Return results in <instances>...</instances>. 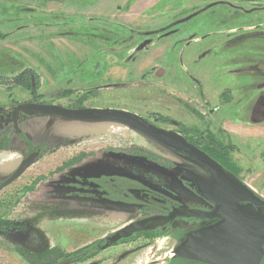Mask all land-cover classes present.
<instances>
[{
    "label": "rangeland",
    "instance_id": "obj_1",
    "mask_svg": "<svg viewBox=\"0 0 264 264\" xmlns=\"http://www.w3.org/2000/svg\"><path fill=\"white\" fill-rule=\"evenodd\" d=\"M67 1L92 7L86 11L91 13L90 16L76 20L71 18L70 23L81 22V27L70 26L67 21L70 16H52L69 14L70 8L73 12L72 6H61L58 0L47 4H42L41 0H0L5 8L20 7L22 10L19 12L21 16L18 17L17 27L26 26L16 30L12 16H0V81L9 83L0 84V107L6 104L15 107L16 103L31 100L27 87L14 86L5 80L16 77L21 80L27 67H34L41 74L44 82L42 93L48 95L44 98L47 100L45 103L74 104L86 95L89 88L113 85L116 82V87L93 90L86 105L124 110L143 117L150 112H159L168 114L155 117L158 118V125L163 128L177 130L176 121L197 128L202 133L193 132L191 137L202 143L207 138L212 141L211 137H214L227 146L228 152L223 153L225 164L236 172L245 185L264 199V28L255 33L245 30L205 40L200 39V34L197 42L184 51L185 46H181L176 51H166L163 58L160 53L149 57L155 47L161 44L157 43L137 55L134 61L126 63V58L134 48L125 51L115 47L114 51H110L108 45L97 44L96 41L128 43L132 34L121 35L97 28L91 25L88 17H110L124 24L134 19H150L147 25H139L137 21L131 23L130 27L135 29L157 28L185 16H145L144 9L150 8L154 0L150 3L129 0L127 4V0ZM177 2L180 3V0ZM254 6L258 9L252 16H197L183 29L198 26L201 19L207 20L213 29L238 20L251 21L245 24L246 28L262 24L264 0H259ZM156 9L159 11L161 7ZM156 17H161V20L157 22ZM146 57L152 63L157 61L156 69L142 63L148 59ZM175 60L178 62L176 67ZM116 62L119 67H116ZM196 79L205 88L209 108L222 104L213 95L223 88L232 90L233 99L224 101L222 109L212 114L211 110L204 107L201 98L194 94L198 91L194 81ZM190 108L203 114L204 117L200 113L197 117L204 119L203 122L194 116ZM0 118L4 123L5 118L1 113ZM17 120L18 123H24L23 127L26 124L27 132L23 128L22 131L36 147H51L52 143L64 141L60 134H56L57 130H61L62 122L42 117L27 118L23 114L17 115ZM207 122L211 124L210 135L205 133ZM75 125L87 126L82 123ZM221 126H225V132ZM90 128L93 131L81 127L80 132L75 133L81 137L72 138L66 144L54 145L23 176L0 191V221L10 220L13 224L27 226L24 231L0 234V264H32L30 259H37L25 254L40 253L55 247L58 254L44 260L51 264L56 256L68 254L113 235L143 218L134 209L140 206L132 204L122 209L113 206L108 209L89 208L121 203L101 197L104 191L100 184L103 182H109L110 192L116 189L113 184L116 179L134 181L145 187V194L173 203L172 209L176 207L183 210L198 203L188 185L192 177L185 167L195 166L185 160L186 156L174 154L121 125L102 123L91 125ZM18 141L15 149H10L7 155L12 154L19 160L17 153L24 157L28 149L20 139ZM107 147L109 150L83 158L80 163L62 172H55L76 155ZM134 147L145 149L167 160L169 164L158 165L146 155L128 150ZM7 155L0 154V162ZM5 166L0 163V178L5 176ZM38 182V190L28 194L29 203L25 205L26 191ZM180 221L173 220L168 226H176ZM150 241L141 238L111 248L90 264H150L155 260H160L155 262L160 264L174 254V242L170 238Z\"/></svg>",
    "mask_w": 264,
    "mask_h": 264
},
{
    "label": "flooded vegetation",
    "instance_id": "obj_2",
    "mask_svg": "<svg viewBox=\"0 0 264 264\" xmlns=\"http://www.w3.org/2000/svg\"><path fill=\"white\" fill-rule=\"evenodd\" d=\"M49 1L54 2L55 0H41V3L47 4L49 3ZM58 1L61 6H66V5L72 6L73 12H71L72 9L70 8L69 14L61 13V14H54L52 16H56V17L70 16V18L67 19V21H69L68 23L70 24V26L75 27L76 25H78L79 27H81V25H83L81 22L77 23L75 21H73V23H70V20H72L71 18H74L73 20H76V19L83 18V16H90L91 14V13L88 14L86 11L90 10L92 7L87 8V6L85 5H81L80 3H76V2L71 3V2H68L67 0H58ZM128 1L129 0H127L126 4L128 3ZM139 1L141 3H147V2L150 3L152 0H139ZM177 1L179 0H154L150 8L144 9V12L146 13L145 16H185L181 18H176L173 21L163 26H159L157 28L145 27V28H135L134 29L130 27V24L131 23L134 24L135 21H137V24L139 25L140 24L147 25L148 23H150V19L149 20L134 19L124 24L119 21H115L114 18H110V17L95 18V19L88 17V20L91 22V25L97 28L98 27L105 28L109 32H117L121 35H126V33L132 34V37L128 43H120L118 41L107 42L103 40L96 41V43L108 45L110 51H114L115 47L116 48L120 47L124 49L125 51L131 50L132 48H134L133 52L126 58V61H127L126 63H128V62L134 61L137 55L144 53L146 50L150 49V47H152L153 45L157 43H161V44L155 47V51H153L152 54L149 55V57L153 55L156 56V54L160 53L162 54L161 58H163L166 51L168 50L176 51V49L181 46H185L183 48V51H184L185 48H189L192 44H195L197 42V40L199 39L198 36L200 34H201L200 39L205 40L213 36H221L225 34L230 35V34H234L237 32H244L245 30L254 31L255 33V32L260 31L261 28H264V22L262 24L257 23L255 26L250 25L248 28H246L247 26H245V24L250 23L251 21L241 22V20H238V21H233L228 24H225L222 28L213 29L211 28L210 23L207 20L201 19L202 21L200 22V24H198V26L191 27L187 30L186 29L184 30L183 27L191 23L192 20L196 18L197 16H252L254 11L258 9L254 5L257 4L259 0H180V3H178ZM157 7H161V9H158L159 11H157L156 9ZM2 9H5L6 12H4ZM153 9L155 10V12H152ZM21 10L22 9H20V7H17V6H13L10 9L5 8V6L2 3H0V16H2L3 14L5 16H12V20H14L13 23H14L15 28L17 27L18 17L21 16V14L19 13ZM233 12L236 15H234ZM188 18L190 19L185 21ZM155 20L158 22L161 20V17H156ZM47 26H50V24H47ZM23 27H26V26H18L16 30H22ZM70 29L71 28L67 30H70ZM75 35L78 36L77 34ZM76 38L80 40L79 36ZM146 43L147 45L143 49L138 50L141 46H143ZM154 52H157V53L154 54ZM149 57H146L148 59L143 60L142 63L148 64L150 67H153V69L154 68L156 69L157 67L155 65V62L157 61L152 63L153 61L150 60ZM113 61H114V58H112V63ZM174 63L176 67V64L178 62L176 63V60H175ZM117 66L119 67V64L116 62V67ZM28 69H30L32 71V74L34 73L35 75V76L30 75V78H29L30 84L27 87V89L29 90L31 94V100L26 101L21 104L16 103L15 107L10 106V104H6L5 106L0 107V113L3 114L5 118L4 123H2L1 118H0V122L2 123V124L0 123L1 124L0 125V154H3V155L8 154V151L10 149H15V143L16 144L19 143L18 141L19 139L23 144H25L28 150L24 157H22V155L18 152V155L20 156V159H21L20 164L13 171V173H11L9 176L3 179L0 178V185L5 180H7L12 174H14L17 171V169L20 167V165L23 163V161L27 159L30 155L34 153H41L42 156H44L46 153H48V151L45 152L44 150L48 148L47 146L36 147L35 144L29 141L27 136H25V134L23 133L22 128H23L24 123L23 122L18 123L17 115L23 114L25 117L27 116L25 115L26 113L20 110V107H19L20 105H23V104L55 105V106H61L67 109H74V110L89 109V108L91 109L94 107L87 106L86 101H88L90 99V96L93 95L92 94L93 90L99 91L100 88L118 86L115 82L113 85H107L103 87H94L93 89L89 88L88 90L86 89L87 90V92H85L86 95L81 96L78 100H76V102H74V104L64 105V104H58L55 102L45 103L47 102V100H45L44 98L47 97L48 95H45L44 93H42L43 86H44L42 76L38 72V70H36L34 67H27L26 70ZM85 79H88V78H85ZM18 80L20 81L19 78ZM81 80L82 79H80V81ZM194 81L198 87V91L196 90V93L194 94L197 97L201 98V101H203L205 104L204 107L207 108V110H211L212 114L219 112L222 109L224 101L229 102L230 99H233L232 90L229 88H223L218 94L215 93L213 95V98L217 96L218 102L221 101L222 104L221 105L218 104L216 108H209L208 107V105L210 104L209 97L207 96V93H205V88L203 87L202 83L199 82L200 81L199 79H196ZM13 88L14 87H12L11 90ZM57 91H60V90H57ZM65 96H68V94ZM99 109H102V108H99ZM190 109L192 110L194 116L197 118L198 113L200 112L197 109H192V108ZM201 115L202 117H204L203 114ZM163 116H168V114L164 115L159 112H150L149 114H146V116L144 117L143 116H139V117L145 119L150 124L158 128H161L166 131H174L178 133L179 135L184 137L190 144H193L194 146L197 145V147H199L200 149H203V151L209 154L222 167V169L225 172L231 173L239 181L242 182V180H240L236 172L225 164V161H224L225 157L223 155L224 152L220 153L221 156H219L218 158H215L214 153L211 152V149H213V145H215L213 143L216 140L214 137H211L212 141L209 138L207 139L205 138L206 142L202 143L197 138L191 137V133L195 132L199 134V133H202V131H199L197 128L190 126L188 124H185L181 121L175 122L174 120H172L176 123L177 130H169V129L163 128L158 125V118H155V117H163ZM27 118H31V117H27ZM199 118L197 119L203 122L204 119L201 120ZM218 120L222 121L221 119H218ZM206 124H207L206 125L207 130L205 133L210 135L209 130H210L211 124H209L208 122ZM225 124L227 123H224V125ZM221 127L224 129L223 132H225V128H224L225 126H221ZM187 133H189L190 135H188ZM15 137H17V141L14 140ZM218 142L221 143L220 141ZM104 150H109V147H107L106 149H99L95 151L85 152L78 156L76 155L75 157L71 159L70 162H68V164H64L61 168H58L55 172H62L67 167H71L72 165L80 163V161L83 158H86L90 155H94ZM128 150L132 152L144 154L158 165L162 163L169 164L167 160L160 158L159 156H156L155 154L145 149L134 147ZM40 157H38L37 160ZM188 161L195 166V168L185 166L186 169L190 172V175L192 173H199L203 177L211 181L213 180L211 173L202 164H200L199 162L193 161L192 159H189V158H188ZM105 180H108V179H105ZM113 184L116 189L114 190L112 189L110 192H109V182L107 183L103 182L100 184V187L104 191V193L101 194V197L106 198L108 201L109 199H111L113 200V202L116 201V202H121V203H116L115 205L110 203L111 204L110 206L109 205L108 206H92L89 208L104 207L108 209L109 207L113 206L117 209H122V208H129L127 207V205H130V204L140 206V207L134 208L138 210L139 214H142L143 216V218L140 221H143L145 219H149L155 216H168L174 211L182 210L176 207L175 209H172L174 208V206H172L173 203H168L167 201H163L154 196H149L145 194L143 192V189L145 187L141 186L139 183L138 184L135 183L134 181L132 182L130 180H125V179H116L114 180ZM188 185L190 189L194 192L196 199L198 200V203L192 204L189 206V208L183 209V210H197V211H201L205 213H213L219 203H213L209 199L204 197L197 183L193 179L191 182H189ZM38 186H39V182L31 186L26 191L27 201L25 205L29 203L28 194L38 190ZM140 194L142 197L139 196ZM241 205H247V203H243ZM176 219L181 220L176 226H168L172 222L171 221L168 224H166L164 227H160L152 231H142L139 233H135L132 237L128 239H121L117 243H113L110 245H108V239L113 237L115 234L109 235L105 238L91 242L68 254H64V255L61 254V256L60 255L56 256V260H53L51 264H59L61 262H67V264H90L91 261L95 260L97 257L102 255L107 250L117 247V246L128 244L134 240L136 241L141 238H148L149 240H151L150 242H153L154 240H157L159 238H170L174 242L173 249L175 251L176 247L184 241L186 235L189 232L199 230L202 228H206V227H210V226H214L224 221V219H218V218L212 219V220H204V219H199V218H189V219L176 218ZM183 222H184V225H182ZM185 224L188 226H185ZM15 225H17V228L11 231H16V232L24 231L27 228L26 225H22V226L19 225V228H18L17 223ZM162 233H166V235L162 236L161 235ZM28 254H31V253H28ZM33 254L36 255L37 257H41L43 260H49L51 259L50 256L53 257L57 255L58 252H57V248L54 247V248H48L47 250L43 252L33 253ZM157 261H160V260H155L150 264H154ZM46 263L50 264L49 262H46ZM160 264H208V263L191 260V259L179 258L175 254H172L169 257H166L165 260L161 261Z\"/></svg>",
    "mask_w": 264,
    "mask_h": 264
},
{
    "label": "water",
    "instance_id": "obj_3",
    "mask_svg": "<svg viewBox=\"0 0 264 264\" xmlns=\"http://www.w3.org/2000/svg\"><path fill=\"white\" fill-rule=\"evenodd\" d=\"M146 45L147 43L138 50ZM19 107L31 118L42 117L62 122L61 130H57L56 134H60L64 141L52 143L51 148L54 145L66 144L72 138L81 137L75 135L80 132L81 127L91 130V125L113 123L149 138L174 154L186 156L185 160L189 158L199 162L211 173L212 181L199 173H192L191 177L204 197L213 203H219L213 213L179 210L168 216H155L137 221L117 231L108 239V245L117 243L121 239H128L135 233L164 227L176 218L204 220L218 218L224 221L189 232L184 241L176 247L174 254L179 258L208 264H261L264 257V214L262 213L264 199L234 175L225 172L215 160L178 133L158 128L138 115L122 110L99 108L74 110L55 105L33 104H23ZM79 123L87 126L75 125ZM38 157L39 153H34L25 159L17 171L0 185V191L17 181ZM243 203L247 205H241ZM59 264H67V262Z\"/></svg>",
    "mask_w": 264,
    "mask_h": 264
},
{
    "label": "trees",
    "instance_id": "obj_4",
    "mask_svg": "<svg viewBox=\"0 0 264 264\" xmlns=\"http://www.w3.org/2000/svg\"><path fill=\"white\" fill-rule=\"evenodd\" d=\"M30 75H34V73L32 74V71L31 70H26L25 71V73H23L22 75H21V80L19 81L18 80V77H16V78H7V79H5L6 81H8V82H10V84L12 83V85H14V86H16V85H21V86H24V87H28L29 86V84H30ZM35 76V75H34ZM19 79H20V77H19ZM19 81V82H18ZM27 81H28V83H27ZM14 82V83H13ZM0 84H9V83H7V82H2V81H0ZM27 117H31V116H29V115H27V114H25ZM215 145H213V149H211V152L212 153H214V156H215V158H218L219 156H221L220 155V153H222V152H224V154L226 153V152H228V149H227V146H225L224 144H221V143H219L218 141H214L213 142ZM48 148H46V149H44L45 150V152H47L48 150H50L51 149V147L50 146H47ZM196 147H197V145H196ZM197 148H199V147H197ZM200 149V148H199ZM201 151H203V149H200ZM205 154H207L205 151H203ZM209 157H211L209 154H207ZM40 156H42V154L41 153H39V157ZM212 158V157H211ZM213 159V158H212ZM214 160V159H213ZM15 228H17V225H15V224H13V222L12 221H10V220H4V221H0V234H2V235H5V234H7L8 232H10L11 230H13V229H15ZM18 228H19V225H18ZM162 236H165L166 235V233H162L161 234ZM26 256H29V258H35V259H37V260H32V259H30V261H31V263L32 264H47L46 262H44V260L41 258V257H37L36 255H34V254H25ZM261 264H264V257H263V259H262V262H261Z\"/></svg>",
    "mask_w": 264,
    "mask_h": 264
},
{
    "label": "crops",
    "instance_id": "obj_5",
    "mask_svg": "<svg viewBox=\"0 0 264 264\" xmlns=\"http://www.w3.org/2000/svg\"><path fill=\"white\" fill-rule=\"evenodd\" d=\"M42 119H46V118H42ZM47 120V119H46ZM25 126H26V124H25ZM25 126L23 127V130L24 131H26L27 132V128H25ZM32 140H35L34 138H31ZM15 141H17V137H15V139H14ZM12 153V152H11ZM10 154V153H9ZM18 154V153H17ZM5 155H7V154H5ZM14 156H16L15 154H14ZM6 159V160H5ZM3 160V162H0V163H3V164H5L6 166H5V170H4V172H5V176H4V178L5 177H7V176H9L11 173H13V171L17 168V166L20 164V162H21V159H19L18 160V158H16V157H13L12 156V154L11 155H7V156H4V159H2ZM1 177H3V176H1ZM3 179V178H2Z\"/></svg>",
    "mask_w": 264,
    "mask_h": 264
},
{
    "label": "bare ground",
    "instance_id": "obj_6",
    "mask_svg": "<svg viewBox=\"0 0 264 264\" xmlns=\"http://www.w3.org/2000/svg\"><path fill=\"white\" fill-rule=\"evenodd\" d=\"M262 213L264 214V209H262Z\"/></svg>",
    "mask_w": 264,
    "mask_h": 264
}]
</instances>
